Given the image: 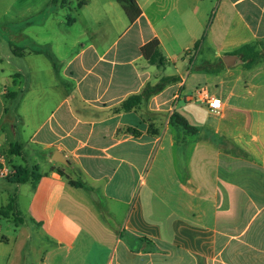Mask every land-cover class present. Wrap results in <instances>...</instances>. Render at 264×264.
Masks as SVG:
<instances>
[{"label":"crops","instance_id":"0c3cea01","mask_svg":"<svg viewBox=\"0 0 264 264\" xmlns=\"http://www.w3.org/2000/svg\"><path fill=\"white\" fill-rule=\"evenodd\" d=\"M136 1L142 15L133 24L113 1L100 4L115 13L104 12L101 32L75 34L69 19L39 41L54 58L41 47L23 51L31 63L22 74L0 55V155L41 176L0 184L15 186L0 193V221L17 233L0 226V264H28L29 247L38 264H264V58L251 69L200 70L244 45L264 46V0H221L211 23L205 5L213 0ZM153 39L165 68L142 55ZM205 50L213 59L197 64ZM166 76L180 82L121 110ZM203 87L223 100V112L193 102L182 112L184 96ZM174 112L196 132L170 124Z\"/></svg>","mask_w":264,"mask_h":264},{"label":"rangeland","instance_id":"374dc122","mask_svg":"<svg viewBox=\"0 0 264 264\" xmlns=\"http://www.w3.org/2000/svg\"><path fill=\"white\" fill-rule=\"evenodd\" d=\"M89 1H91V6L89 5L90 12L88 13V0H59L58 4H54L53 0H0V55L5 58L7 68L11 66V68H13L12 73L16 72L17 69V71L22 74V70L25 71V69H27L29 67V64L31 63L25 58L15 55L13 52L15 48L19 49L20 52H23L25 50L28 51L41 47V49L44 50L45 54H49V57L54 58L51 48L40 46L39 41L42 40V38L49 37L56 32H60L62 29L61 26L68 25L67 23L71 18L77 21V23L72 29L73 33L75 34H78L81 28H85L88 30V27V31L91 33L101 32V30L105 27V25L102 24L104 23L103 20L105 18L104 12H109V15L111 17L115 15L112 9H102L100 6V4L102 3H108L107 1H113L115 4V8H117V11H119L124 16L123 18L127 20L125 13L123 12L121 6L119 5V3H117L116 0ZM213 2L214 5H212V3L210 4V2L205 5V10H207L206 12L208 15V23H211L214 20L216 12L218 10V3L221 2V0H218L217 2L216 0H213ZM88 16H91L90 19L92 21L90 23H88ZM84 23H86L87 26H85ZM117 34L118 33H116V31H113V38H115V35ZM194 59L195 57L193 56L190 62L194 61ZM212 59L213 57L210 54V51L205 50V54L198 55L195 61L197 64H200L205 60ZM181 64L182 61L178 63L179 68L181 67V72L185 77H189V74H187V69L189 65L185 67ZM44 65H48V61L45 60ZM175 101H181L180 96L178 99H175ZM184 102H192L184 99L178 105L180 110L186 113L188 109H183L185 108V104H183ZM190 108L199 110L202 119H204L203 117L205 115V111L200 106L190 105ZM189 117L193 119L192 116ZM192 119L191 122L194 125H199L201 123L199 122L197 124V122ZM5 154L8 165L14 166V163H10V157L8 153ZM16 161L22 163V161L18 158L16 159ZM6 182L8 181L0 179V184ZM14 187V185L11 186L13 190L2 189L0 193L13 194ZM111 205L114 204L111 203ZM100 206L103 210L106 209V205L104 202H100ZM107 219H109L110 222L114 224L115 221L120 220L121 217L117 216L114 218L108 216ZM0 226L2 233L6 235L17 234L16 227L12 223H8L2 220L0 221ZM8 226H12L13 228L12 231L9 233L7 232ZM24 257H27L29 259L28 264H38L39 255L35 253V249H33V247H29L28 254H24Z\"/></svg>","mask_w":264,"mask_h":264},{"label":"trees","instance_id":"16d2710c","mask_svg":"<svg viewBox=\"0 0 264 264\" xmlns=\"http://www.w3.org/2000/svg\"><path fill=\"white\" fill-rule=\"evenodd\" d=\"M59 0H53L54 4H57ZM122 9L124 10L126 16L128 17V20L130 23H134L141 15L142 10L140 6L138 5V2L136 0H117ZM204 38L196 43L194 49L197 51L199 50ZM14 54L17 56H21L23 52H20L19 49L15 48L13 50ZM142 55L144 59L151 65L156 66L159 69L165 68L168 65L167 59L164 57L161 48H160V42L157 39H153L152 41L148 42L146 45H144L141 48ZM232 55H239L242 60V65L245 69H251L254 65L260 62L261 59L264 58V46L259 48L257 44H247L238 49L234 52ZM225 67V64L222 59H220L216 63L212 62H205L200 66V70L206 71L208 73H213L221 71ZM180 82L179 76H166L163 77L158 86L154 90H150V88H147L146 91L143 94L140 95H134L128 98L122 105L121 110L125 112H129L133 110L134 108H137L142 101L148 100L151 96L160 93L163 91L166 87L172 84H176ZM16 94H12L11 96H15ZM170 124L172 125H178L186 129L188 132L195 133L196 128L190 124V122L181 114L178 112H174L172 116L170 117ZM12 154L14 155H22V152L20 150V146L13 145L11 147ZM16 168V174L10 178L9 180L16 184H22L28 182L31 178L35 180L37 183L40 180V175L37 174L36 170L30 169L29 167H22V168ZM63 176L65 174L63 172H60ZM70 183L76 187L84 188L86 185L81 181H75L71 178H68ZM35 183V184H36ZM14 199L11 201L10 205L8 206V209L13 208ZM102 213L105 215V210L102 209L100 206Z\"/></svg>","mask_w":264,"mask_h":264},{"label":"built area","instance_id":"2783aa9c","mask_svg":"<svg viewBox=\"0 0 264 264\" xmlns=\"http://www.w3.org/2000/svg\"><path fill=\"white\" fill-rule=\"evenodd\" d=\"M179 96L176 97L178 99ZM184 99L206 106L211 112L221 114L225 108L223 100L211 93L207 88H198L193 93L185 95ZM11 163V162H10ZM12 164V163H11ZM16 174L15 166H9L6 154L0 155V179H10Z\"/></svg>","mask_w":264,"mask_h":264},{"label":"water","instance_id":"95a60500","mask_svg":"<svg viewBox=\"0 0 264 264\" xmlns=\"http://www.w3.org/2000/svg\"><path fill=\"white\" fill-rule=\"evenodd\" d=\"M224 64L230 68L232 66H235L236 64L238 63H241L242 60H241V57L239 55H232V54H229V55H226L222 58ZM11 153V152H9ZM54 161L56 162H59V163H62V164H65V165H69V162L64 158V156L60 153H56L54 155Z\"/></svg>","mask_w":264,"mask_h":264}]
</instances>
